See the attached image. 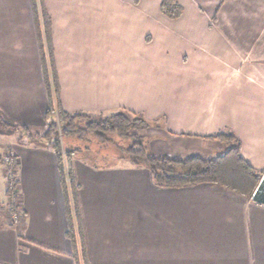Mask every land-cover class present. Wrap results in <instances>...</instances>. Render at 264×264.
I'll return each instance as SVG.
<instances>
[{
	"label": "crops",
	"instance_id": "0c3cea01",
	"mask_svg": "<svg viewBox=\"0 0 264 264\" xmlns=\"http://www.w3.org/2000/svg\"><path fill=\"white\" fill-rule=\"evenodd\" d=\"M42 1L64 111L138 115L155 155L210 159L227 149L212 136L232 133L264 172V0H176V18L162 0ZM31 3L0 0V115L38 129L48 98ZM8 150L18 217L0 221V264H80L56 154L0 137ZM96 155L70 162L87 264H264V205L216 183L159 187L149 169Z\"/></svg>",
	"mask_w": 264,
	"mask_h": 264
},
{
	"label": "trees",
	"instance_id": "16d2710c",
	"mask_svg": "<svg viewBox=\"0 0 264 264\" xmlns=\"http://www.w3.org/2000/svg\"><path fill=\"white\" fill-rule=\"evenodd\" d=\"M31 1L38 34L43 81L48 98V106L45 111V119L48 121L47 131L43 136L29 135L31 140L25 141L45 145L54 151L58 158L60 182L64 192L68 217L66 236L73 243L76 262L81 264L83 260V264H87L75 205L76 187L70 167L73 155L79 150H66L63 155L62 138L70 136L82 138L89 135L103 143L110 142V137L117 135L131 141L130 146L124 149L126 156H123V159L128 160L134 166L149 169L153 182L159 187L174 188L201 183H216L243 197L251 198L263 171L253 168L241 156L240 142L232 133L219 132L212 136L213 138H222L227 143H233L221 155L210 159L197 156L178 159L154 155L150 152L145 135L137 132L146 130L149 123L138 115L116 112L97 118L86 113L64 111L59 104L53 49L50 41V18L45 12L42 0ZM160 10L169 18H176L181 14L182 7L176 0H163L160 3ZM11 129L18 132L27 131L25 125L13 126L0 115V131ZM0 164L4 165L9 171L7 173V195H16L17 156L9 150L6 154L0 153ZM12 205L15 206L14 203Z\"/></svg>",
	"mask_w": 264,
	"mask_h": 264
},
{
	"label": "rangeland",
	"instance_id": "374dc122",
	"mask_svg": "<svg viewBox=\"0 0 264 264\" xmlns=\"http://www.w3.org/2000/svg\"><path fill=\"white\" fill-rule=\"evenodd\" d=\"M45 120H46V125L44 127L34 129V128H29L26 126L27 131H24V132L23 131L18 132L14 129H11L9 130V133L5 132V135L2 133L0 137L4 141H9L10 139H14L15 137H18V140H28L29 141L31 140V137H29V135L43 136L47 131V121L48 120L47 119ZM137 132L139 134L146 135V130L144 131L139 130ZM214 139L220 144L227 146V148L230 146V144H233L232 142L231 143L225 142L222 138H214ZM130 144H131V141L129 139H123V138L118 137L117 135H112L110 137V142H103V143L97 141L96 139L92 138L89 135H86L82 138H78L77 136H70V137L62 138L63 155L66 150L77 149L81 151V150H85L86 148H88L89 151H91L92 153L95 152V154H97L96 161H105L108 156H112V157L117 156L119 159H123V156H126V154L124 153V149L128 148ZM160 156H164V155H160ZM168 157L178 158V159L190 158V157L180 158V157H175V156H168ZM0 184H1L0 185V188H1L3 184L2 179L0 180ZM4 200L5 202L4 201L0 202V221L1 222L4 220L5 221L8 220L9 219L8 217L14 218L13 216L16 214V208L15 206L12 205L15 200V195L12 194L11 196H9V199L5 198ZM7 204H11V208L10 209L7 208L9 210V213L6 209ZM81 264H83V260L81 261Z\"/></svg>",
	"mask_w": 264,
	"mask_h": 264
},
{
	"label": "water",
	"instance_id": "95a60500",
	"mask_svg": "<svg viewBox=\"0 0 264 264\" xmlns=\"http://www.w3.org/2000/svg\"><path fill=\"white\" fill-rule=\"evenodd\" d=\"M251 198L254 202L264 205V172L255 187Z\"/></svg>",
	"mask_w": 264,
	"mask_h": 264
},
{
	"label": "built area",
	"instance_id": "2783aa9c",
	"mask_svg": "<svg viewBox=\"0 0 264 264\" xmlns=\"http://www.w3.org/2000/svg\"><path fill=\"white\" fill-rule=\"evenodd\" d=\"M13 217L16 218V217H18V216H17V215H14Z\"/></svg>",
	"mask_w": 264,
	"mask_h": 264
}]
</instances>
